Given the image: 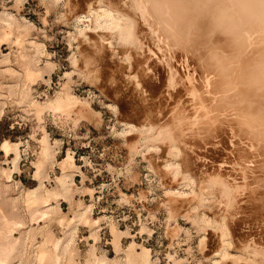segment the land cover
<instances>
[{"label":"rangeland","instance_id":"obj_1","mask_svg":"<svg viewBox=\"0 0 264 264\" xmlns=\"http://www.w3.org/2000/svg\"><path fill=\"white\" fill-rule=\"evenodd\" d=\"M165 1L0 0L10 264H55L41 248L58 264H128L143 247L149 264H264V20L237 0ZM39 184L58 195L32 219Z\"/></svg>","mask_w":264,"mask_h":264},{"label":"bare ground","instance_id":"obj_2","mask_svg":"<svg viewBox=\"0 0 264 264\" xmlns=\"http://www.w3.org/2000/svg\"><path fill=\"white\" fill-rule=\"evenodd\" d=\"M165 1V0H164ZM177 1V0H176ZM184 1V0H183ZM203 1V0H202ZM205 1V0H204ZM139 2V1H138ZM144 2V1H143ZM147 2V1H146ZM166 2V1H165ZM178 2V1H177ZM193 2H195V1H193ZM200 2V1H199ZM207 2H209V1H207ZM237 2H238V5H237V7L236 8H238V6H239V8L237 9L238 11L240 10V12L242 11V8L244 7V8H248V6H251V7H254L255 5L258 7L257 9H255L256 11H254V14L253 13H250L251 12V10H250V12H249V10L247 9H243V11L241 12L242 13V15H243V17L245 16L244 14H248V13H250V17H248V16H245V20H248V18H249V21H252V20H254V18H253V15H254V17L256 16V14H258V16L255 18L256 19V21H262L260 18H263V20H264V0H240V1H238L237 0ZM241 2H243V4L244 5H242L241 4ZM155 3V2H154ZM162 3H163V1H162ZM170 3V2H169ZM201 3V2H200ZM143 4V3H142ZM145 4V3H144ZM168 4V3H167ZM211 4V3H210ZM218 4V3H217ZM234 4V3H233ZM237 4V3H236ZM155 5V4H154ZM162 5V4H161ZM179 5V4H178ZM141 6V5H140ZM143 6V5H142ZM162 6H164V3H163V5ZM169 6V5H168ZM187 6V5H186ZM198 6H200V4L198 5ZM198 6H196V7H198ZM232 6V5H231ZM90 7V6H89ZM144 7V6H143ZM147 7V6H146ZM178 7V6H177ZM220 7V6H219ZM260 7L262 8V9H260ZM92 8V7H91ZM140 8V7H139ZM150 8V7H149ZM165 9H166V7H164ZM211 8V7H210ZM223 8V7H222ZM222 8H220L221 10H222ZM225 8V7H224ZM228 7H226V9H227ZM256 8V7H255ZM134 9V8H133ZM205 9V8H204ZM219 9V11L221 12V10ZM250 9V8H249ZM254 9V8H253ZM143 9H141V11H142ZM145 10H146V8H145ZM191 10V9H190ZM193 10V9H192ZM89 11V10H88ZM111 11H113V10H111ZM147 11H149V10H147ZM146 11V12H147ZM159 11V10H158ZM245 11H248L247 13H245ZM96 12V11H95ZM143 12V11H142ZM150 12V11H149ZM203 12H205V11H203ZM89 13V12H88ZM97 13V12H96ZM103 13H104V11H103ZM105 13H106V10H105ZM119 13V12H118ZM165 13H166V11H165ZM187 13V12H186ZM226 13V12H225ZM237 12H235V14H236ZM244 13V14H243ZM107 14H109L108 12H107ZM120 14V13H119ZM143 14V13H142ZM201 14V13H200ZM203 14H206V13H203ZM203 14L201 15V16H203ZM220 15H221V18H222V16L223 15H225V14H223V12L222 13H219ZM229 14V13H228ZM232 14V13H231ZM233 14H234V12H233ZM238 14H240L239 12H238ZM238 14H237V17H238ZM251 14H253L252 16H251ZM84 15V14H83ZM82 15V16H83ZM110 15V14H109ZM117 15V14H116ZM115 15V16H116ZM147 15V14H146ZM154 15V14H153ZM157 15V14H156ZM191 15V14H190ZM194 15H196V14H194ZM209 15V14H208ZM220 15H218L219 16V18H220ZM227 15V14H226ZM224 16V18L225 19H229V18H227V16ZM230 15V14H229ZM249 15V14H248ZM94 16V15H93ZM106 16H108V15H106ZM105 16V17H106ZM122 16V15H121ZM172 16V15H171ZM233 16V15H232ZM231 15L229 16V17H232ZM109 17H111V16H109ZM112 17H114V15H112ZM118 17H119V15H118ZM151 17V16H150ZM153 17V16H152ZM158 17V16H157ZM166 17V16H165ZM179 17V16H178ZM189 17V16H188ZM234 17V16H233ZM233 17L231 18V19H233ZM242 17V18H243ZM246 17H248V18H246ZM115 18V17H114ZM120 18V17H119ZM141 18V17H140ZM168 18V17H167ZM203 18V17H202ZM257 18H258V20H257ZM99 19V18H98ZM116 19V18H115ZM115 19H113L114 21V24H116V25H120V26H122V24H119L120 23V20H119V22H117V20H115ZM214 19H216V18H214ZM251 19V20H250ZM260 19V20H259ZM109 20V19H108ZM108 20H106L107 22H108ZM165 20V19H164ZM167 20V19H166ZM165 20V21H166ZM169 20V19H168ZM174 20V19H173ZM241 20V19H240ZM112 21V20H111ZM163 21V20H162ZM229 21V20H228ZM243 21V20H242ZM255 21V20H254ZM7 22V21H6ZM168 22V21H167ZM230 22V21H229ZM228 22V23H229ZM166 23V22H165ZM191 23V22H190ZM221 23V22H220ZM251 23V22H250ZM262 23V22H261ZM8 24V23H7ZM112 24V23H111ZM123 24H124V22H123ZM132 24V23H131ZM181 24V23H180ZM236 24H237V22H236ZM254 24H255V22H254ZM264 24V22L262 23V25ZM109 25H110V20H109ZM169 25V24H168ZM182 25H183V23H182ZM191 25V24H190ZM202 25V24H201ZM205 25H207V24H205ZM209 25V24H208ZM207 25V26H208ZM230 25H231V22H230ZM251 25H252V23H251ZM115 26V25H114ZM119 26V27H120ZM151 26H153L152 24H151ZM167 26V25H166ZM170 26V25H169ZM196 26V25H195ZM202 26H204V25H202ZM220 26V25H219ZM232 26V25H231ZM240 26V25H239ZM249 26H250V24H249ZM256 26V25H255ZM264 26V25H263ZM118 27V26H117ZM116 27V28H117ZM124 27V26H123ZM131 27V26H130ZM150 27V26H149ZM182 27V26H181ZM247 27V26H246ZM252 27V26H251ZM128 28V27H127ZM132 28V27H131ZM154 28V27H153ZM167 28V27H166ZM180 28V27H179ZM240 28V27H239ZM130 29V28H129ZM159 29V28H158ZM169 29V28H168ZM203 29H204V27H203ZM184 30V29H183ZM200 30V29H199ZM199 30L197 31V32H199ZM230 30V29H229ZM245 30V29H244ZM252 30V29H251ZM250 30V31H251ZM254 30V29H253ZM6 31V30H5ZM130 31H133L132 29L130 30ZM156 31V30H155ZM160 31V30H159ZM173 31V30H172ZM178 31V30H177ZM240 31V30H239ZM242 31V30H241ZM175 32V31H174ZM255 32H256V30H255ZM254 32V33H255ZM264 32V31H263ZM130 33V32H129ZM177 33V32H176ZM228 33V32H227ZM251 33V32H250ZM256 33H258V32H256ZM260 33V32H259ZM120 33H118V35H119ZM169 34V33H168ZM175 34V33H174ZM198 34V33H197ZM207 34V33H206ZM235 34V33H234ZM262 34V33H261ZM133 35V34H132ZM255 35V34H254ZM126 36V35H125ZM180 37V36H179ZM198 37V36H197ZM231 37V36H230ZM233 38H234V36H232ZM248 37V36H247ZM126 38V37H125ZM170 38V37H169ZM166 39V38H165ZM199 39V38H198ZM236 39V38H235ZM249 39V38H248ZM133 40V39H132ZM204 40V39H203ZM240 40V39H239ZM263 40V39H262ZM17 41V40H16ZM126 41V40H125ZM231 41V40H230ZM244 41V40H243ZM246 41V40H245ZM140 42V41H139ZM167 42V41H166ZM263 42V41H262ZM134 43V42H133ZM238 43H240V42H238ZM251 43V42H250ZM249 43V44H250ZM237 44V43H236ZM263 44V43H262ZM141 45V44H140ZM234 45V44H233ZM243 45V44H242ZM255 45H256V43H255ZM232 46V45H231ZM236 46V45H235ZM234 46V47H235ZM260 46H262V45H260ZM259 46V47H260ZM246 47H248V46H246ZM213 48V47H212ZM248 49V48H247ZM234 50V49H233ZM236 50V49H235ZM234 50V51H235ZM249 50V49H248ZM259 50V49H258ZM251 52V51H250ZM214 53V52H213ZM217 53V52H216ZM218 53H219V51H218ZM260 53V52H259ZM235 54H237V53H235ZM214 55V54H213ZM230 55V54H229ZM237 56H238V54H237ZM242 56V55H241ZM232 57H234V55H232ZM225 58V57H224ZM256 58V57H255ZM219 59V58H218ZM246 60V59H245ZM256 60V59H255ZM259 60V59H258ZM217 61V60H216ZM241 61V60H240ZM243 61V60H242ZM224 62V61H223ZM234 62V61H233ZM239 62V61H238ZM30 63H31V61H30ZM218 63V62H217ZM221 63V62H220ZM226 63V62H225ZM225 63H223L224 65H225ZM228 63V62H227ZM235 63V62H234ZM236 64V63H235ZM216 65V64H215ZM240 65H242V64H240ZM239 65V66H240ZM172 66V65H171ZM226 66V65H225ZM224 66V67H225ZM233 66V65H232ZM247 66V65H246ZM220 67V66H219ZM223 67V66H222ZM37 68V67H36ZM241 68V67H240ZM231 69H232V67H231ZM234 69V68H233ZM226 70V69H225ZM178 72V71H177ZM191 72V71H190ZM221 72V71H220ZM219 72V73H220ZM227 72V71H226ZM229 72V71H228ZM255 72H256V70H255ZM175 73V72H174ZM239 73V72H238ZM254 73V72H253ZM176 74V73H175ZM222 74V73H221ZM235 74V73H234ZM245 74V73H244ZM249 74V73H248ZM178 75V74H177ZM223 75V74H222ZM228 75V74H227ZM239 75V74H238ZM242 75V74H241ZM218 76V75H217ZM231 76V75H230ZM244 76V75H243ZM177 78V77H176ZM210 78V77H209ZM213 78V77H212ZM227 78H229V77H227ZM252 78V77H251ZM260 78H262V77H260ZM238 79V78H237ZM248 79H249V77H248ZM252 79H254V78H252ZM230 80V79H229ZM232 81V80H231ZM239 81V80H238ZM249 81V80H248ZM252 81V80H251ZM221 82V81H220ZM240 82H241V80H240ZM215 83V82H214ZM213 83V84H214ZM231 83V82H230ZM242 83V82H241ZM264 83V82H263ZM208 84V83H207ZM216 84V83H215ZM221 84H222V82H221ZM227 84H229V83H227ZM253 84H255V83H253ZM262 84V83H261ZM189 85V84H188ZM219 85V84H218ZM223 85V84H222ZM249 85V84H248ZM1 86V85H0ZM242 86H243V84H242ZM258 86V85H257ZM246 87V86H245ZM255 87V86H254ZM253 87V88H254ZM15 88V87H14ZM194 88V87H193ZM208 88V87H207ZM215 88V87H214ZM224 88V87H223ZM227 88V87H226ZM242 88V87H241ZM240 88V89H241ZM252 89V88H251ZM168 90V89H167ZM170 90H171V88H170ZM194 91H196V90H194ZM212 91V90H211ZM223 91V90H222ZM250 91V90H249ZM257 91V90H256ZM255 91V92H256ZM205 92V91H204ZM264 92V91H263ZM29 93V92H28ZM170 93V92H169ZM216 93V92H215ZM226 93V92H225ZM240 93V92H239ZM260 93V92H259ZM60 94V93H59ZM171 94V93H170ZM201 94V93H200ZM241 94V93H240ZM63 95V94H62ZM193 95V94H192ZM195 95H197V94H195ZM218 95V94H217ZM251 95H253V94H251ZM257 95V94H256ZM239 96V95H238ZM255 96V95H254ZM253 96V97H254ZM259 96V95H258ZM257 96V97H258ZM20 97H21V95H20ZM202 97V96H201ZM218 97V96H217ZM220 97V96H219ZM228 97V96H227ZM30 98V97H29ZM238 98V97H237ZM260 98H263V96L262 97H260ZM27 99V98H26ZM197 99V98H196ZM204 99V98H203ZM232 99V98H231ZM234 99V98H233ZM253 99V98H252ZM62 100V99H61ZM195 100V99H194ZM225 100V99H224ZM250 100V99H249ZM29 101V100H28ZM198 101V100H197ZM234 101V100H233ZM255 101V100H254ZM262 101H264V100H262ZM63 102V101H62ZM194 102H196V101H194ZM201 102V101H200ZM207 102V101H206ZM237 102V101H236ZM242 102V101H241ZM57 103H58V101H57ZM212 103V102H211ZM229 103H231V102H229ZM238 103L240 104V101H238ZM237 103V104H238ZM260 103V102H259ZM38 104V103H37ZM36 104V105H37ZM62 104V103H61ZM61 104H59L58 103V105H56L57 107L59 106V105H61ZM196 104V103H195ZM235 104V103H234ZM203 105V104H202ZM201 105V106H202ZM52 106H53V104H52ZM214 106V105H213ZM233 106V105H232ZM262 106V105H261ZM246 107H248V106H246ZM208 108V107H207ZM225 108H226V105H225ZM215 109V108H214ZM248 109V108H247ZM217 110V109H216ZM215 111V110H214ZM218 111H220V110H218ZM239 111V110H238ZM242 111V110H241ZM245 111H247V110H245ZM249 111V110H248ZM247 111V112H248ZM216 112V111H215ZM223 112V111H222ZM206 113V112H205ZM220 113V112H219ZM255 113V112H254ZM250 114H252V112L250 113ZM218 115V114H217ZM254 115V114H253ZM261 115H263V114H261ZM235 117V116H234ZM242 117V116H241ZM259 117V116H258ZM187 118V117H186ZM261 118V117H260ZM248 119V118H247ZM202 120V119H201ZM179 121H181V119L179 120ZM199 121V120H198ZM200 122V121H199ZM207 122V121H206ZM261 122V121H260ZM259 123V122H258ZM193 124V123H192ZM197 124V123H196ZM248 126V125H247ZM257 126V125H256ZM255 126V127H256ZM262 126V125H261ZM260 127V126H259ZM164 129V128H163ZM174 130V129H173ZM182 130V129H181ZM257 130H259V129H257ZM160 132V131H159ZM263 132V131H262ZM250 133V132H249ZM158 135V134H157ZM260 135V134H259ZM160 136V135H159ZM257 137H259L258 135H256ZM161 137V136H160ZM155 138V137H154ZM171 138V137H170ZM173 138V137H172ZM238 138V137H237ZM171 140V139H170ZM264 141V140H263ZM8 141H4L3 142V147H6V146H8V143H7ZM15 145V144H14ZM175 145V144H174ZM49 146V145H48ZM15 148V147H14ZM13 148V149H14ZM175 149V148H174ZM263 149V148H262ZM16 150V149H15ZM47 150V149H46ZM264 150V149H263ZM48 151V150H47ZM179 151V150H178ZM18 152V151H17ZM46 152V151H45ZM44 152V153H45ZM48 153V152H47ZM46 153V154H47ZM52 153V152H51ZM46 154H44V156L43 157H45V155ZM17 155H18V153H17ZM49 155V154H48ZM19 156V155H18ZM67 158V157H66ZM52 159V158H51ZM44 160V159H43ZM50 160V159H49ZM245 160V159H244ZM243 160V161H244ZM15 161V160H14ZM256 161V160H255ZM13 162V161H12ZM17 162H15V164H16ZM65 163V162H64ZM71 163H73V162H71ZM235 163V162H234ZM14 164V165H15ZM237 164V163H236ZM64 165H66V164H64ZM67 165H68V163H67ZM169 165V164H168ZM233 165V164H232ZM249 165V164H248ZM41 167V166H40ZM221 168V167H220ZM203 169V168H202ZM43 170V169H42ZM236 170V169H235ZM39 171V170H38ZM238 173V172H237ZM221 175V174H220ZM229 175V174H228ZM64 176V175H63ZM63 176H62V178H61V180L60 179H56L58 182H59V184H60V186H62V190H65L66 188H68V186L69 185H67L68 183H66L67 181H66V179H63ZM186 176V175H185ZM189 176V175H188ZM39 177V176H38ZM184 177V176H183ZM219 179H220V177H219ZM223 179V178H222ZM66 182H65V181ZM191 181V180H190ZM220 181V180H219ZM219 181H216V182H219ZM225 184V186H224V184ZM220 183V182H219ZM227 183V182H226ZM226 183H225V181H221V184L223 185V188H222V190L223 191H225V190H227L226 189ZM42 184V183H41ZM255 184V183H254ZM40 185V184H39ZM236 185V184H235ZM228 187H230L229 185L227 186V188ZM33 189V188H32ZM43 189V188H42ZM45 189V188H44ZM56 189V188H55ZM55 189L54 190H46V192H45V190H44V192H41V185L40 186H38V187H36L35 189H33V190H31L30 189V191L27 193V197H26V199L27 200H25L26 201V205L27 204H29L28 205V207L31 209V217H32V219H35L36 217H38L39 218V216L42 214V215H44L45 213H47L48 211H50V209L53 207H51L50 206V197H53L54 195L55 196H57L58 195V193H57V190L55 191ZM59 189H61V188H59ZM61 190V191H62ZM67 190V189H66ZM219 190V189H218ZM231 190V189H230ZM235 190V189H234ZM59 192V191H58ZM226 192V191H225ZM229 192V191H228ZM9 193V192H8ZM222 193V192H221ZM220 194V193H219ZM202 195V194H201ZM226 195V194H225ZM227 195H228V193H227ZM203 196V195H202ZM229 196V195H228ZM60 198V197H59ZM231 198V197H230ZM203 199V198H202ZM204 200V199H203ZM220 202V201H219ZM5 203V202H4ZM202 203V202H201ZM225 205V204H224ZM237 205V204H236ZM6 206V205H5ZM10 206V205H9ZM196 206V205H195ZM41 207L43 208L41 211H42V213L40 212V214H39V216L37 215L38 213H39V210L41 209ZM224 209V208H223ZM1 210V209H0ZM14 210V209H13ZM28 210V209H27ZM88 210V209H87ZM15 211V210H14ZM17 211V210H16ZM53 211V210H52ZM82 211V210H81ZM86 211V210H85ZM229 211V210H228ZM75 212V211H74ZM83 212V211H82ZM29 213H30V211H29ZM7 214V213H6ZM10 214V213H9ZM14 214V213H13ZM75 214V213H74ZM224 214V213H223ZM1 216H2V214H0ZM37 215V216H36ZM85 215V214H84ZM84 215H82V217H84ZM1 216H0V224H1V226H0V255H1V258H2V261L1 262H6V260H8L7 261V263H5V264H8L9 263V260H10V257H12V255L15 253V249L17 250L18 248H16L17 246H16V244L18 245V238H13L12 236H10V234H8V232H7V227L9 226L8 224L9 223H11L12 222V220L10 221V219H9V217H7V215H4L3 214V216H2V218L3 219H1ZM81 216V215H80ZM224 216H226V215H224ZM55 217V216H54ZM89 217V216H88ZM87 218V217H86ZM13 219V218H12ZM90 219V218H89ZM38 220V219H37ZM36 220V221H37ZM72 220H74L73 218H71V220H69V221H71V222H73ZM91 220V219H90ZM18 221V220H17ZM51 221H52V219H51ZM75 221V220H74ZM86 221H88V220H86ZM96 221V220H95ZM224 221V220H223ZM63 222V221H62ZM85 222V221H84ZM89 222V221H88ZM13 223V222H12ZM21 223V222H20ZM60 223V222H59ZM68 223V222H67ZM15 224V223H14ZM22 224V223H21ZM25 224V223H24ZM86 225V224H85ZM72 226V225H71ZM10 227V226H9ZM18 227V226H17ZM24 227V226H23ZM36 229V228H35ZM75 229V228H74ZM44 230V229H43ZM116 231V230H115ZM65 232V231H64ZM70 232V231H69ZM13 233V232H12ZM12 233H11V235H12ZM114 233H116V232H114ZM121 235V234H120ZM54 236V235H53ZM66 236H67V234H66ZM116 236V235H115ZM117 236H118V233H117ZM116 236V237H117ZM49 237V236H48ZM68 237V236H67ZM72 237V236H71ZM71 237H70V235H69V238H67V239H69V241H70V239H71ZM116 237L114 238V239H116ZM54 238V237H53ZM64 238H65V236H64ZM120 238V237H119ZM51 240H52V238H50ZM50 239H48V240H50ZM61 240V239H60ZM60 240H58L57 239V241L55 240V250L54 251H56L57 249H58V245L60 244ZM72 240V239H71ZM20 241V240H19ZM21 241H23V240H21ZM115 241V240H114ZM66 242H67V240H66ZM116 242H117V240H116ZM120 242V241H119ZM54 243V242H53ZM71 243V242H70ZM20 244V243H19ZM225 244V243H224ZM68 245V244H67ZM133 245H135V243L134 244H131L129 247L130 248H128V250L130 249V251L131 250H133V249H131V247L133 246ZM43 246V245H42ZM115 246V245H114ZM135 247V246H134ZM21 248V247H20ZM118 248L119 247H117L116 246V248L115 249H117L118 250ZM133 248V247H132ZM48 248H41V251H39L38 253H39V259H41V260H43V259H45V258H51V259H54L55 260V262L57 263L58 261H59V259H60V257H61V255L59 256L58 254H57V251L56 252H54V253H51V252H49L48 250H47ZM68 249V248H67ZM19 250V249H18ZM93 250V249H92ZM120 250V249H119ZM219 250V249H218ZM129 251V252H130ZM221 251V250H220ZM59 252V251H58ZM92 252V251H91ZM225 252H226V250H225ZM37 253V254H38ZM60 253V252H59ZM65 253H66V248H65ZM127 253V252H126ZM138 253V252H137ZM17 254V253H16ZM15 255V254H14ZM75 255V254H74ZM91 255H93L92 253L90 254V256ZM95 255H93V257H94ZM16 257V256H15ZM14 257V258H15ZM38 258V257H37ZM102 258V257H101ZM100 257L98 258V256L96 257L95 256V260H93V262H90L91 260H89V261H87V263L86 264H106V261L104 260V258H102L101 259ZM49 259H47V260H49ZM63 259V258H62ZM61 259V260H62ZM15 260V259H14ZM36 260V259H35ZM107 260V259H106ZM111 260V259H110ZM130 264H149L150 263V252H149V249L148 248H146V247H143V249L141 250V252H139L138 254H136V252L135 253H133V252H130L128 255H127V259H126ZM44 261V260H43ZM46 261V260H45ZM53 261V260H52ZM51 261V262H52ZM72 261H74V260H72ZM37 262V261H36ZM47 263H49V262H47ZM55 263V264H56ZM72 264H74L73 262H71ZM79 263V262H78ZM128 263V264H129ZM10 264V263H9ZM52 264V263H51ZM58 264V263H57ZM108 264V263H107ZM119 264V263H118ZM126 264V263H125Z\"/></svg>","mask_w":264,"mask_h":264}]
</instances>
